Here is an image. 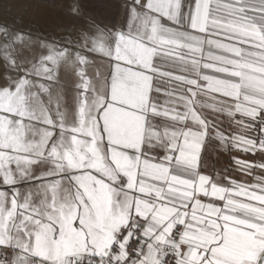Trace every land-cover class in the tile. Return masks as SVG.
Listing matches in <instances>:
<instances>
[{"label": "snow or ice", "instance_id": "snow-or-ice-1", "mask_svg": "<svg viewBox=\"0 0 264 264\" xmlns=\"http://www.w3.org/2000/svg\"><path fill=\"white\" fill-rule=\"evenodd\" d=\"M71 11L0 24V264H264V0Z\"/></svg>", "mask_w": 264, "mask_h": 264}, {"label": "crops", "instance_id": "crops-1", "mask_svg": "<svg viewBox=\"0 0 264 264\" xmlns=\"http://www.w3.org/2000/svg\"><path fill=\"white\" fill-rule=\"evenodd\" d=\"M77 5L85 15H99L109 24L119 26L123 20V0H0V24L34 35L59 39L81 23L82 18L73 16L71 11ZM95 71V68H89L90 74ZM60 76L61 81L70 89L75 80L72 69L62 70ZM209 159L218 168L221 167L214 157ZM223 160L227 161L228 156L224 155Z\"/></svg>", "mask_w": 264, "mask_h": 264}]
</instances>
